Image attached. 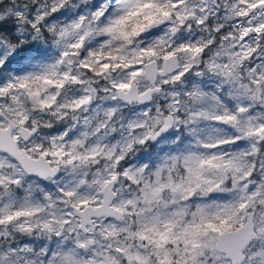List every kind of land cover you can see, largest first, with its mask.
I'll return each instance as SVG.
<instances>
[{"label":"snow or ice","instance_id":"1","mask_svg":"<svg viewBox=\"0 0 264 264\" xmlns=\"http://www.w3.org/2000/svg\"><path fill=\"white\" fill-rule=\"evenodd\" d=\"M0 264H264V0H0Z\"/></svg>","mask_w":264,"mask_h":264}]
</instances>
